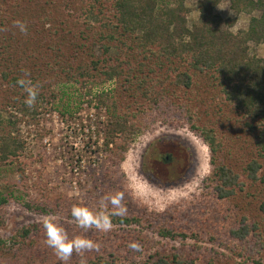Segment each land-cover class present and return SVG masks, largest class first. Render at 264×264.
<instances>
[{"label": "trees", "instance_id": "trees-1", "mask_svg": "<svg viewBox=\"0 0 264 264\" xmlns=\"http://www.w3.org/2000/svg\"><path fill=\"white\" fill-rule=\"evenodd\" d=\"M187 1L93 0L85 11V22L63 23L54 15L57 0H0V111L10 102L18 108L27 107L26 93L17 84L25 71L33 84H39L37 102L56 101L58 94L51 91L55 86L75 83L93 87L115 80L116 94L101 93L96 98L109 114L107 121L101 122L108 126L104 146L112 156L121 158L141 131L140 116L154 109L162 98L157 91L161 85L166 93V84L182 91L175 98L178 105L185 104L182 98L193 83L191 72L212 74L220 81L226 114L237 126L230 127L232 133L226 141L217 129L201 128L213 154L207 189L216 201L234 198L251 186L262 193L258 210L263 224H251L243 218L238 226L215 237L210 236L205 221L197 222L195 232L185 230L172 224L166 213L159 216L145 206L114 217L113 236L122 255L119 260L114 255L98 256L88 264H194L195 253H210L214 245L233 253L232 264H264V57L252 55L249 47L250 42L261 44L264 40V0H229L238 14L261 13L251 18L247 31L238 34L223 29L214 14L223 0H197L200 19L190 28ZM17 20L26 24V33L14 25ZM54 22L56 28L47 29ZM58 26L62 31L72 28L67 30L70 39H61ZM114 48L117 55H111ZM167 77L173 80L167 82ZM3 126L0 115V128ZM192 129L197 128L193 125ZM233 135L239 140L249 137L253 142V156L241 170L237 169L238 162L229 161ZM112 144L116 148L111 150ZM19 147L11 135L1 134L0 162L18 158ZM215 155L226 159L218 162ZM5 192L0 190V211L10 203V194ZM140 228L160 239L173 240V244L168 248L161 240L146 251ZM24 231L29 234V230ZM199 235L201 241L197 240ZM180 239L196 242L174 243ZM132 241L142 245L140 252L128 247ZM2 245L0 239V251Z\"/></svg>", "mask_w": 264, "mask_h": 264}, {"label": "rangeland", "instance_id": "rangeland-1", "mask_svg": "<svg viewBox=\"0 0 264 264\" xmlns=\"http://www.w3.org/2000/svg\"><path fill=\"white\" fill-rule=\"evenodd\" d=\"M57 2L53 7L54 15L60 16L63 23H83L85 11L93 0ZM186 8L191 28L199 22L200 5L197 0H189ZM214 14L219 16L223 29L233 34L247 31L251 18L261 15L259 12L238 14L229 0L220 2ZM56 24L51 23L47 29H55ZM58 27L61 39H70L67 30L72 28L65 27L62 31L61 26ZM249 47L252 55L264 57V40L261 44L250 42ZM96 53L100 54L97 48ZM114 54H118L116 48L111 51V55ZM191 73L193 83L182 98L185 104H177L176 94L180 96L183 92L174 85L166 84L167 93L164 85L157 89L162 98L154 109L140 116L141 131L121 158L112 156L104 146L108 126L101 122H106L109 114L96 98V94H116L115 80L93 87L75 83L55 86L51 91L58 94L56 101H35L32 107L22 108L10 102L1 108L4 126L0 128V135H11L20 147L18 158L0 162V190L10 194V203L0 211V239L3 241L0 264H59L53 250L44 243L42 220L52 214L58 217L69 236L85 235L99 242L98 251L84 253L86 264L104 255H114L119 260L122 253L116 244L118 239L113 236L114 228L109 233L84 232L70 216L73 205L95 209L103 195L115 192L124 194L127 213L145 206L159 216L166 213L165 217L172 224L194 232L198 230L197 222L205 221L212 237L217 233L224 235L243 218L251 224H263L258 210L262 198L260 189L251 186L226 201H216L210 194L211 189H207L213 154L201 128L217 129L226 141L232 133L230 127L237 125L226 114L220 81L212 74ZM167 78L164 79L167 82L173 80V77ZM193 125L196 130L192 129ZM239 139L238 135L229 139L233 148L229 161L238 162L237 169L241 170L254 151L249 137ZM114 148L116 144L110 145L111 150ZM214 157L218 162L226 159L222 155ZM28 205L38 209H29ZM24 230H29V234ZM139 230L146 251L155 248L161 240L168 248L173 244V240H163ZM200 235L199 241L202 240ZM190 242L196 241L180 239L174 243ZM202 245L210 248V245ZM214 246L210 253H195L194 264H232L233 253ZM68 264H81V256L73 253Z\"/></svg>", "mask_w": 264, "mask_h": 264}, {"label": "clouds", "instance_id": "clouds-1", "mask_svg": "<svg viewBox=\"0 0 264 264\" xmlns=\"http://www.w3.org/2000/svg\"><path fill=\"white\" fill-rule=\"evenodd\" d=\"M21 33L27 32V26L22 21H15ZM30 74L25 71V76L17 81L26 93L24 103L32 107L37 99L39 84H33L27 77ZM127 207L124 203V194L115 192L103 195L95 209L85 205H73L70 216L78 228L84 232L95 230L102 233H109L113 230V218L124 217L127 214ZM42 226L45 232L46 246L53 250L58 258L59 264H68L73 253L81 256V264H86L84 253L98 251L100 244L85 235L69 236L65 227L54 214L43 218ZM128 247L133 251L140 252L142 245L138 241H132Z\"/></svg>", "mask_w": 264, "mask_h": 264}]
</instances>
